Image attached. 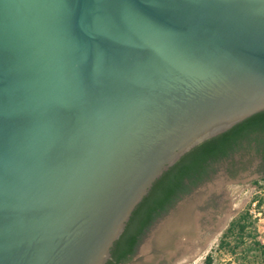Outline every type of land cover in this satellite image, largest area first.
<instances>
[{
  "label": "water",
  "instance_id": "1",
  "mask_svg": "<svg viewBox=\"0 0 264 264\" xmlns=\"http://www.w3.org/2000/svg\"><path fill=\"white\" fill-rule=\"evenodd\" d=\"M261 111L264 0H0V264H105L165 171ZM258 178L208 186L227 214L192 205L163 264Z\"/></svg>",
  "mask_w": 264,
  "mask_h": 264
},
{
  "label": "trees",
  "instance_id": "2",
  "mask_svg": "<svg viewBox=\"0 0 264 264\" xmlns=\"http://www.w3.org/2000/svg\"><path fill=\"white\" fill-rule=\"evenodd\" d=\"M254 149L260 156L264 172V111L234 125L222 134L208 139L184 154L151 186L147 195L132 212L120 237L110 250L105 264H119L129 259L141 237L156 218L188 194L216 171V166L233 154ZM253 186L264 189L263 178L253 180ZM256 202L259 211L263 199ZM256 218L249 209L237 214L221 233L217 250L232 257L249 258L264 264V242L257 239ZM207 256L205 262L209 263Z\"/></svg>",
  "mask_w": 264,
  "mask_h": 264
},
{
  "label": "flooded vegetation",
  "instance_id": "3",
  "mask_svg": "<svg viewBox=\"0 0 264 264\" xmlns=\"http://www.w3.org/2000/svg\"><path fill=\"white\" fill-rule=\"evenodd\" d=\"M253 175L264 176L260 156L254 149L233 154L231 158L216 166V171L210 175L209 180L192 188L173 207L156 218L139 240L129 259L119 264H163L160 260L161 248L165 246L164 244H170L174 240L173 223L182 218L190 220L192 205L200 204L202 214L211 213L212 220L205 219V223L208 221L213 224L214 218L218 222L227 214L229 206L224 187L216 192L208 190V186L219 181L226 186L229 182L239 181Z\"/></svg>",
  "mask_w": 264,
  "mask_h": 264
},
{
  "label": "rangeland",
  "instance_id": "4",
  "mask_svg": "<svg viewBox=\"0 0 264 264\" xmlns=\"http://www.w3.org/2000/svg\"><path fill=\"white\" fill-rule=\"evenodd\" d=\"M263 178V177H261ZM260 179V178H258ZM257 180V179H256ZM252 182V181H251ZM251 182H247V188H245L244 183H238L230 185L231 188V198L234 200L231 209H237L240 203L245 199V197L250 193L243 205L236 211V213L229 217L226 221L224 227L215 235V239L211 242L209 246H205L199 249H196L189 257V259L182 260L178 264H259L258 262L251 261L249 258L244 260L237 257H232L224 252L217 250V243L220 238L221 233L227 227V224L230 220L237 216L238 213L249 209L250 213L256 218V231L257 239L264 242V203L260 207L259 211L254 207L256 202H252L256 197V201L263 199L264 201V189H260L256 186H253ZM210 257L209 263L205 262L206 257Z\"/></svg>",
  "mask_w": 264,
  "mask_h": 264
}]
</instances>
